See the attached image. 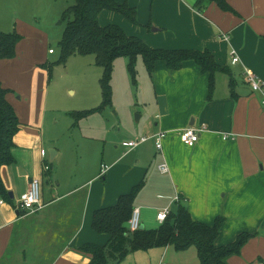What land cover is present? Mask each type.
I'll list each match as a JSON object with an SVG mask.
<instances>
[{
  "label": "crops",
  "instance_id": "crops-1",
  "mask_svg": "<svg viewBox=\"0 0 264 264\" xmlns=\"http://www.w3.org/2000/svg\"><path fill=\"white\" fill-rule=\"evenodd\" d=\"M115 1L136 8L144 27L155 26L146 41L150 47L208 50L228 74H216L210 96V74L196 63L170 70L159 61L150 76L154 120L148 119L130 135L116 132L122 118L115 128H108L109 120L100 129L105 136L77 134L73 147L64 150L46 130L53 119L57 124L60 119L47 113L45 58L22 51L26 46L21 40L14 59L0 60V83L9 90L7 100L21 123L14 139V163L1 170L13 198L10 195L9 202L0 197V264H90L91 255L80 248L103 246L110 239L93 230L94 212L116 205L141 182L144 187L134 207L141 209L145 229L154 227L162 208L175 211L182 204L195 221L212 226L224 218L218 246L233 243L243 233L254 235L239 256L229 258V264H264V104L245 77L248 70L264 81V0H227L235 13L215 3L201 12L196 8L198 0ZM105 12L99 16L100 24L108 21ZM233 51L241 60L237 65L231 62ZM65 118V124L69 120L72 128L80 129L87 119L71 123L72 114ZM201 125L208 131L199 143L192 148L184 145L182 130ZM158 132H166L162 152L154 140L124 153L120 150L126 138L132 141ZM94 138L102 144L100 166L98 148L87 145L97 143ZM108 142L114 143V151L108 150ZM72 158L83 167L69 165L66 171L63 164ZM162 164H167L168 173L160 172ZM103 166L108 170L101 175ZM34 178L41 179L43 209L28 214L19 203ZM176 197L179 203L174 202ZM171 248H160L161 262Z\"/></svg>",
  "mask_w": 264,
  "mask_h": 264
},
{
  "label": "trees",
  "instance_id": "trees-1",
  "mask_svg": "<svg viewBox=\"0 0 264 264\" xmlns=\"http://www.w3.org/2000/svg\"><path fill=\"white\" fill-rule=\"evenodd\" d=\"M74 4L63 14L67 21L62 40L57 44L61 52V61H67L75 55H95L97 65L102 68L100 79L102 102L97 109L77 111L72 114L76 123L89 118L96 112L104 111L112 104L113 66L116 59L129 58L130 70L135 74V63L142 57L150 76L155 72L156 64L164 61L170 70H179L185 62H194L203 73L210 74V96L215 88L217 73H225L226 68L218 65L214 55L208 51L195 50H162L147 46L141 39L127 35L117 25L102 26L99 16L104 11L119 13L134 25H139L136 8L128 2L115 0H73ZM217 4L225 12L235 10L227 0H198L196 8L204 11L211 4ZM22 37L16 31L4 33L0 31V60L14 59L17 46ZM53 50V49H52ZM55 52V51H54ZM9 90L0 83V197L12 202L2 177L4 166L14 163L13 148L15 136L21 128L15 109L7 100ZM144 187V182L134 187L127 195L120 197L114 206L96 210L92 227L95 233L108 235L106 245L85 244L80 251L91 255L90 264H121L130 254L149 251L155 248L173 247L177 251H185L195 247L200 264H229L232 256H239L254 236L240 234L236 240L226 246H218L217 240L225 223L218 218L210 226L195 221L188 209L179 204L171 211L168 219L158 229H141L137 232L128 230V221L135 209L134 203Z\"/></svg>",
  "mask_w": 264,
  "mask_h": 264
},
{
  "label": "rangeland",
  "instance_id": "rangeland-1",
  "mask_svg": "<svg viewBox=\"0 0 264 264\" xmlns=\"http://www.w3.org/2000/svg\"><path fill=\"white\" fill-rule=\"evenodd\" d=\"M73 4V0H0V31L4 33L16 31L21 35L22 41L25 39L24 46L26 48L23 47L22 51H31L32 55L45 58L43 68L47 72L46 79L49 84L46 100L47 113L50 116L56 115L57 119H60L58 124L53 119L46 130L50 139L57 140L59 146H63L64 150L73 147L74 137L77 134L105 136L103 135L104 131H100V129L107 126V122L108 124L111 122L108 128L111 126L115 128V124L119 123L122 118L120 130L116 132H119L120 135H130L132 129L142 127L148 119L154 120L156 115L154 83L142 57H138L135 63L134 75L129 67V58L121 57L115 60L113 66L112 104L104 111L96 112L84 120L81 129L75 126L72 128L69 125V120L68 124H65L64 120L68 119L65 118L66 114L97 109L102 102L100 79L103 70L97 65L95 55H75L67 61L60 60L61 52L57 48V44L62 40L67 25L63 14ZM105 13L109 18L107 22H104L105 20L102 18L104 21L101 22V25H117L127 35L135 36L149 46L146 41L153 35L155 26L149 28L140 23L134 25L119 13L109 11ZM50 49L55 51L54 55L49 54ZM73 120L72 117L71 123L74 122ZM80 130L84 132H80ZM113 133L115 134L113 131L110 136ZM93 140L96 141V138ZM124 142L120 145V150L123 153L129 149V139L126 138ZM87 145L98 148V164L100 166L103 162L101 161L102 144L92 142ZM107 147L108 150L113 149L114 151V143L108 142ZM69 165L83 167V163L74 158L65 160L63 167L66 171L70 170ZM45 188L48 193L47 184ZM41 195H43V190ZM46 196L49 197L50 194L48 193ZM152 223L154 227L148 228V230L160 227L157 221ZM156 249L154 251L158 252H137V254L127 257L121 264H159L163 249ZM154 253L160 254L155 257ZM162 262L163 264H200L195 247H190L185 251H177L172 247Z\"/></svg>",
  "mask_w": 264,
  "mask_h": 264
},
{
  "label": "built area",
  "instance_id": "built-area-1",
  "mask_svg": "<svg viewBox=\"0 0 264 264\" xmlns=\"http://www.w3.org/2000/svg\"><path fill=\"white\" fill-rule=\"evenodd\" d=\"M49 53L52 55L55 52L54 50L50 49ZM231 57H232L231 62L233 65H237L241 61L237 53L234 51L232 52ZM245 77H246V81L250 85L253 92L262 95L263 104H264V81L248 70L245 71ZM206 131H208L206 125H201L199 127L196 126L188 127L182 130L181 132L180 135L181 142L188 147L191 148L195 147L199 143L201 135ZM165 138H166V132H158L152 136H142L140 138L129 141L128 148L130 150H134L140 147L141 145L149 142L150 140H154L157 151L162 152ZM228 138H229L228 135L224 136V139H228ZM49 169H50L49 166L45 167L46 171H49ZM107 170L108 167L103 166L101 175H104ZM159 170L163 174H166L169 171L167 164L160 165ZM41 192H42L41 181L37 178L32 179L27 192L21 197L19 207L28 214H34L40 211L41 209H43V205L41 203ZM174 202L179 203L180 198L176 197L174 199ZM170 213H171V209L169 207L160 210L156 217L159 224H163L168 219ZM141 226H142L141 209L135 208L131 215V218L128 221V230L130 232H137L141 230Z\"/></svg>",
  "mask_w": 264,
  "mask_h": 264
},
{
  "label": "water",
  "instance_id": "water-1",
  "mask_svg": "<svg viewBox=\"0 0 264 264\" xmlns=\"http://www.w3.org/2000/svg\"><path fill=\"white\" fill-rule=\"evenodd\" d=\"M54 154H55V153H53V151H52V152H51V155H52L51 157H52V159H53V155H54ZM10 195H11V197L13 198V194H10ZM141 229H144V226H143V225L141 226Z\"/></svg>",
  "mask_w": 264,
  "mask_h": 264
}]
</instances>
